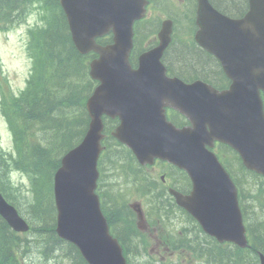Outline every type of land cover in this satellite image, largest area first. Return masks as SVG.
I'll list each match as a JSON object with an SVG mask.
<instances>
[{"label":"trees","instance_id":"trees-1","mask_svg":"<svg viewBox=\"0 0 264 264\" xmlns=\"http://www.w3.org/2000/svg\"><path fill=\"white\" fill-rule=\"evenodd\" d=\"M33 4H37L40 9L44 4L51 10L48 27L43 33L34 35L33 39V46L38 52L40 74L36 80L32 79V83L38 84L34 90L12 101L5 113L14 133L16 157L5 158L0 152V165L4 171L14 167L28 170L34 176V208L37 210L31 219L35 225L34 235L29 241L21 239L0 222V264H21L24 251L32 252L34 249L42 252L41 258L48 260L51 254L65 246L54 235L52 209L40 210L42 203L39 197L46 184L49 168L54 163V168L57 167L61 154L77 143L83 132L82 114L76 109L82 92L71 82V85L63 83L67 75L74 78L76 84L79 83L83 72L75 62V52L65 33L64 19L56 9L57 0H0V30L25 20ZM168 55L175 66L187 70L193 77L218 76L215 67L196 50L181 45L172 48ZM37 131L41 133L40 140L35 137ZM49 215L51 217H47ZM257 245L264 247V237L257 241ZM66 247L71 251L69 246ZM245 260L244 255L215 253L211 264H244ZM73 264L83 263L76 260Z\"/></svg>","mask_w":264,"mask_h":264},{"label":"water","instance_id":"water-1","mask_svg":"<svg viewBox=\"0 0 264 264\" xmlns=\"http://www.w3.org/2000/svg\"><path fill=\"white\" fill-rule=\"evenodd\" d=\"M84 0H60V3L68 17L70 28L73 31L74 41L81 52H85L88 49L87 42L80 36V30L84 26L83 20L78 18L76 5L82 3ZM231 36L236 38L239 36V28L237 25L232 24ZM117 35H127L125 30L118 29ZM215 53H217L214 50ZM125 87H131L130 83H124ZM124 87H118L112 89L110 93L98 95L94 99L91 98L88 102V110L92 119L90 124V131L87 139L83 143L70 151L62 160V167L59 169L55 176V197L58 209V233L60 236L66 237L67 227H71L72 220L67 219L66 215L74 208L76 202L81 197H86L89 188V180L85 178V172H88V167L92 166L95 158L99 152L98 146V131L101 112H107L108 114H120L121 116H129L134 113H141L143 110L140 107L129 108L124 101L125 94ZM141 97L140 91L135 90L131 94L133 101ZM140 119L134 117L132 120H126L121 133L116 137L122 142L130 146L135 153L139 151L143 139L148 137L149 131L140 128ZM129 128H132L128 131ZM152 141L148 142L151 143ZM223 186L216 188L217 193H221L225 190ZM208 192L200 191L201 199L198 200V204L206 202V195ZM0 212L7 219V221L16 229L24 230L26 227L21 222L15 223V217L13 211L8 208L0 200ZM75 222V219H73ZM83 222L91 225L90 218L86 215L83 217ZM105 264V263H102Z\"/></svg>","mask_w":264,"mask_h":264},{"label":"rangeland","instance_id":"rangeland-1","mask_svg":"<svg viewBox=\"0 0 264 264\" xmlns=\"http://www.w3.org/2000/svg\"><path fill=\"white\" fill-rule=\"evenodd\" d=\"M36 16H32L29 19L26 26L16 28L8 33H0V61L2 66V72L7 79L10 89L15 93H19L25 85V80L29 75L30 60L26 54V28L31 26L36 21ZM184 25L188 24L184 21ZM0 146L6 150H10L11 139L7 131L6 125L0 117ZM124 161L122 159L111 160V166L117 173L121 170ZM111 177L105 175V180H109ZM18 183L22 186H26L25 180H20ZM25 189H23L24 191ZM155 247H151V252L155 251ZM34 255H31L30 260H33ZM35 260L30 261V264H34ZM8 264H14L9 262ZM36 264H48L47 260L40 257V260ZM138 264H150L149 262H140Z\"/></svg>","mask_w":264,"mask_h":264},{"label":"bare ground","instance_id":"bare-ground-1","mask_svg":"<svg viewBox=\"0 0 264 264\" xmlns=\"http://www.w3.org/2000/svg\"><path fill=\"white\" fill-rule=\"evenodd\" d=\"M51 260L50 258L48 259V261Z\"/></svg>","mask_w":264,"mask_h":264}]
</instances>
